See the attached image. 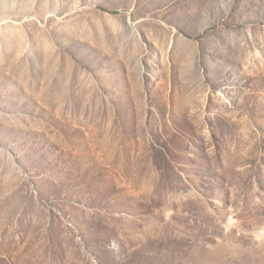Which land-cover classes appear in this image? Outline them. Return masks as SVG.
I'll use <instances>...</instances> for the list:
<instances>
[{"label":"rangeland","instance_id":"374dc122","mask_svg":"<svg viewBox=\"0 0 264 264\" xmlns=\"http://www.w3.org/2000/svg\"><path fill=\"white\" fill-rule=\"evenodd\" d=\"M0 264H264V0H0Z\"/></svg>","mask_w":264,"mask_h":264}]
</instances>
